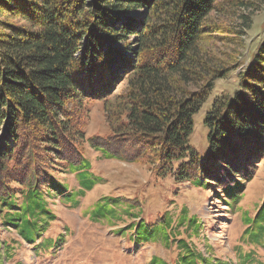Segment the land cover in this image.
Listing matches in <instances>:
<instances>
[{
	"label": "trees",
	"instance_id": "1",
	"mask_svg": "<svg viewBox=\"0 0 264 264\" xmlns=\"http://www.w3.org/2000/svg\"><path fill=\"white\" fill-rule=\"evenodd\" d=\"M228 5L245 12L239 18L246 31L248 14L264 0H0L4 223L20 230L36 216L53 220L43 196L57 175L82 179L91 169L85 144L106 160L148 166L158 179L201 188L229 209L238 206L264 161V34L233 91L213 98L206 112L209 160L189 143L193 117L238 62L216 64L202 46L213 37L233 44L244 34L210 22ZM97 102L107 133L88 137L89 105ZM80 181L84 190L93 188ZM109 205H98L94 216ZM196 221L185 209L177 221L165 213L134 245L162 236L175 247L171 264H229L188 241L199 235ZM244 224L246 243L259 246L264 197ZM243 256L242 264H262L255 252ZM149 264L169 263L151 257Z\"/></svg>",
	"mask_w": 264,
	"mask_h": 264
},
{
	"label": "rangeland",
	"instance_id": "2",
	"mask_svg": "<svg viewBox=\"0 0 264 264\" xmlns=\"http://www.w3.org/2000/svg\"><path fill=\"white\" fill-rule=\"evenodd\" d=\"M244 13L228 5L224 12L211 14L210 22L244 34L240 39L235 35L239 40L233 44L220 37L202 44L216 64L233 65V59L238 58L235 68L215 82L211 98L193 117L189 143L206 161V112L213 98L233 91L236 74L249 62V53L256 51L264 34V6L248 14L251 26L246 31L239 18ZM88 115L87 136L105 135L103 103L90 104ZM84 148L91 166L86 175L82 179L71 173L57 175L52 191L43 196L44 207L53 220L36 216L29 228L19 230L8 227L0 214V264H149L151 257L171 264L176 258L175 247L166 246L162 236L155 243H134L137 234L149 228L157 217L167 213L177 221L183 209L199 224V235L188 241L206 257L242 264L243 255L252 251L255 259L264 264V238L260 247L248 245L244 232L245 217L254 216L255 206L264 197V161L257 163L260 168L253 181L246 184L240 204L229 209L201 188L175 184L169 177L158 179L148 166L106 160L86 144ZM83 179L93 184L91 190H84L79 183ZM104 203H111L113 208L109 205L106 214L94 216L95 208Z\"/></svg>",
	"mask_w": 264,
	"mask_h": 264
}]
</instances>
